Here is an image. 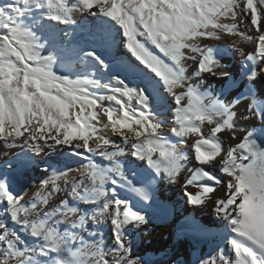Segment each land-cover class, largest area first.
Wrapping results in <instances>:
<instances>
[{
  "label": "snow or ice",
  "instance_id": "snow-or-ice-1",
  "mask_svg": "<svg viewBox=\"0 0 264 264\" xmlns=\"http://www.w3.org/2000/svg\"><path fill=\"white\" fill-rule=\"evenodd\" d=\"M236 53L244 91L220 71ZM260 77L264 0H0V144L21 149L0 178V264H141L143 207L157 183L181 180L228 247L199 264H264ZM50 153L64 166L47 165L26 202L10 179Z\"/></svg>",
  "mask_w": 264,
  "mask_h": 264
},
{
  "label": "bare ground",
  "instance_id": "bare-ground-1",
  "mask_svg": "<svg viewBox=\"0 0 264 264\" xmlns=\"http://www.w3.org/2000/svg\"><path fill=\"white\" fill-rule=\"evenodd\" d=\"M75 18L78 24L84 21V25H90L91 19L83 18L79 13L76 14ZM222 43H230L229 38H225ZM245 53L254 50L253 44L245 43L243 44ZM79 68H71L68 66L58 67L57 71L61 74H68L70 72L76 73L81 71ZM225 68H221L220 71H224ZM192 67H189V75L192 74ZM258 91L264 93V77H260L257 80ZM195 83V77L192 80ZM205 86L210 85L213 89L219 91L224 81H219L215 78L209 77L207 81H201ZM235 92V91H234ZM233 92V93H234ZM107 103V102H106ZM242 111L243 109H237ZM167 118L169 120L168 127H171V112L167 113ZM117 144H121L118 138L113 137ZM237 141H233L235 143ZM125 147L127 151V146L121 144ZM191 139H189L187 145H181L182 149L191 151ZM19 148H5L0 144V163L4 162L6 158L19 151ZM36 163L30 165L26 169L20 171L21 184L25 189L21 193H16L17 195L23 194L25 196V201L27 202L33 191L35 190L34 185L39 181V179L44 178L49 175L50 172H45L44 162L50 160L54 167L63 168V164L57 165V160H63V157H58L55 153H50L47 156L37 157ZM123 161V158H122ZM68 166L77 167L75 163H69L66 161ZM191 166V165H190ZM216 175L220 173L216 172ZM181 183L169 184L167 182H160L155 192V209L144 210L150 220L148 230H141L138 234L132 237L133 254L135 257L141 260V264H193L194 261L199 259H206L209 256L216 255L219 250L224 249L226 254H229L226 242L218 237L216 234L208 235L205 238L196 237L192 234L191 229L188 231H181L184 229L185 220L184 216L192 215L198 217L199 220L203 221L208 225H213L220 227V222L216 220L213 216L211 208H196L192 205L186 203V198L183 195V189ZM26 190V191H25ZM189 191H195L194 188H189ZM63 197V193L61 197ZM58 199L53 203H57ZM2 209V206H0ZM0 219H6L4 217L3 211L0 210ZM6 222L9 224L10 228H17V225L12 224L10 221ZM107 238L109 229L105 227L102 229ZM21 236L28 239L31 243V238L25 236L21 233Z\"/></svg>",
  "mask_w": 264,
  "mask_h": 264
}]
</instances>
